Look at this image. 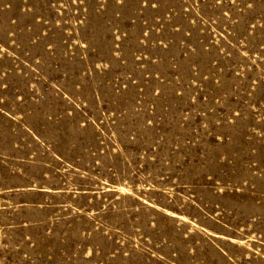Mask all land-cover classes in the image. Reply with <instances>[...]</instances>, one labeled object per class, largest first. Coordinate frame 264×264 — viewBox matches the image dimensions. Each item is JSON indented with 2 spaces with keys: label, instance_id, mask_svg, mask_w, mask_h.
Returning <instances> with one entry per match:
<instances>
[{
  "label": "rangeland",
  "instance_id": "obj_1",
  "mask_svg": "<svg viewBox=\"0 0 264 264\" xmlns=\"http://www.w3.org/2000/svg\"><path fill=\"white\" fill-rule=\"evenodd\" d=\"M0 264H264V0H0Z\"/></svg>",
  "mask_w": 264,
  "mask_h": 264
}]
</instances>
